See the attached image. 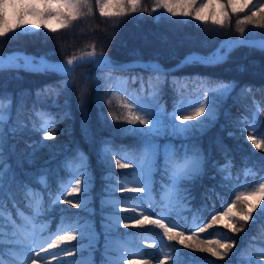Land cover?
<instances>
[{
	"label": "trees",
	"instance_id": "obj_1",
	"mask_svg": "<svg viewBox=\"0 0 264 264\" xmlns=\"http://www.w3.org/2000/svg\"><path fill=\"white\" fill-rule=\"evenodd\" d=\"M17 4L21 3L16 0ZM156 0H141V7L148 11L138 10L129 14L109 19L99 14L96 0H92L93 12L65 29L50 32L44 26L35 30L37 35H19L12 38V33L0 37V53L13 50L44 55L54 60L67 58L82 51L91 50L92 44L97 50L111 56L115 63L124 64L135 59H157L165 67H172L182 61L190 52L199 51L209 53L214 50L223 39L228 37H264V28L246 25L245 32L241 34L236 27V21L248 10L240 14H232L229 10L231 23L224 28L214 25L211 21L201 22L191 16H173L164 8L155 12L152 7ZM178 11H184L190 0H170ZM210 3L204 9V13L211 15L219 12L215 7L218 4H226L227 0H196V6ZM264 0H253V4H263ZM251 7V5H250ZM6 17L8 27L15 26L21 17L19 7H9ZM109 11H117L116 5ZM12 23V25H10ZM14 28V27H13ZM19 32L20 29L14 28ZM109 72L120 73L130 77L136 75L137 79L131 84L141 85V79L155 82L159 78L162 102L166 110L171 112L183 98L201 93L203 86L199 81H211L212 85L233 84L229 94L217 101L216 117L209 121L202 131L188 134L184 137L170 138L161 133L157 139L158 144L172 142L198 146L201 153L209 159L204 164L203 170L195 178L185 181L182 187L188 189L186 199L177 203L180 211L174 215L180 224L185 225L178 231L191 235L187 225L192 223L193 216L202 217L199 223L203 227V221L210 219L211 215L222 211L228 203L234 199V188L237 184L246 185L240 190L250 191L255 187L259 173L249 174L245 177L242 168L245 164L253 168L256 173L261 164H264V149H256L248 135H255L257 139L264 140V121H257L258 127H251L253 112L255 111L253 99L260 103V116L264 117V50L258 46L240 44L234 47L227 59L219 63H184L173 70L153 72L142 66H133L125 69H98L93 64H84L77 68L71 77H64L56 73H38L28 69H6L0 71V93L10 95L13 98V117L15 118L16 101L23 99L21 119L27 127L20 133H16L9 140L7 162L16 173L17 177L25 181L35 180L41 173H47L50 185L48 192L52 199L58 195L61 183L70 178L69 171L64 167L65 161L71 160L77 154H83L84 168L90 173V179L94 183L92 189L93 211L88 212L82 208L72 206L63 207L62 204L50 205L49 197L45 196V204L48 206L46 218L51 220V229H55L64 217L79 218L81 222L93 219L98 229V244L93 246L94 256L99 264H110L109 257L103 250L104 241L108 240L105 232V221L112 207L105 204V198L112 188V183L126 174H130L132 168L114 167L117 158L116 152H137L144 140V136L138 132L128 131L136 125L128 124L124 120H113L112 113L118 116L124 115L128 110L122 107V103H129L127 97L118 96L110 89H104L103 83ZM99 77V81H97ZM185 82L180 88L175 85V80ZM71 83L63 87L61 94L41 95L40 102L36 103L37 93L47 87L60 86L62 81ZM107 81V80H106ZM197 85V86H196ZM190 87V88H189ZM251 88V95H244L243 89ZM81 91L86 95L81 99ZM212 95L211 92L208 93ZM112 100L111 106L107 103ZM38 111L52 113L56 116L57 123L54 126L55 137L53 140L44 141L41 131L33 129V122L37 128L39 121L33 115V105ZM83 105V106H82ZM247 118L246 123H240L242 118ZM202 120L204 117H199ZM195 122V121H194ZM192 122V123H194ZM143 127V126H140ZM106 142L112 146L114 153L111 157L103 151ZM223 150H227L234 162L233 176L239 175V180L225 181L222 174L215 167L216 162L223 164ZM255 166V167H253ZM161 185H169V180L163 171L157 168L154 173V186L156 211L161 207V195L166 189ZM35 186V185H34ZM18 206L24 208V201L17 193ZM239 207V206H238ZM11 211L16 216V209L8 203L5 211ZM238 210V209H237ZM260 209L253 213L254 221L243 225V231L232 233L223 225L213 226L203 233L193 237L195 243L203 247L215 246L216 240H235V247L223 260L203 251H194L179 245L178 241H167L162 238V229L153 228L151 225L140 227H128L134 232H150L154 239L148 241L143 249L141 260L137 264H145L150 260L151 264H159V259L164 256H176V248L179 249V259L186 264H240V257L236 255L240 250L253 252L254 263L259 262L260 252L258 248H264V216L259 215ZM152 216V212H147ZM155 218H162L156 216ZM240 227L242 222H234ZM194 230V229H193ZM155 244V247L152 245ZM11 244L7 241L3 247V259L11 260L9 254ZM6 264V263H5ZM165 264H173L172 259Z\"/></svg>",
	"mask_w": 264,
	"mask_h": 264
},
{
	"label": "snow or ice",
	"instance_id": "obj_2",
	"mask_svg": "<svg viewBox=\"0 0 264 264\" xmlns=\"http://www.w3.org/2000/svg\"><path fill=\"white\" fill-rule=\"evenodd\" d=\"M251 5V7H250ZM96 6L99 9V14L102 17L109 19L123 17L129 12H136L138 10L148 11L147 8L141 7V0H117V11H109L112 7V0H96ZM210 3L201 4L196 6V0H190L184 11H178L170 0H156L152 7V11L155 12L159 8H164L168 13L173 16H191L193 19L201 22L211 21L212 24L218 25L220 28H224L231 23L229 10L232 14H240L245 12L236 21L237 30L243 34L245 32L246 25H253L254 27L264 28V4H253V0H227L226 4H218L215 7L220 9L219 12H213L211 15L204 13V9L209 7ZM9 7L21 9V22L16 24L14 28L20 29L19 32L15 31L13 27H8L6 24L7 10ZM25 14H31L38 18L40 22L24 20ZM93 3L92 0H22L17 4L16 0H0V37L12 33V38L19 35H37L35 29H39L42 25L50 32H57L58 29H65L70 27L74 21L86 16L93 15ZM55 18L60 21L57 27H53L49 20ZM31 25V27H28ZM237 42L225 41L221 49L217 50L211 57H198L195 54L186 57V63H219L227 59L233 46ZM243 43V40L240 41ZM259 47L264 50V41L259 44ZM91 50L82 51L77 54L69 56L66 60L59 63L51 62L46 56H31L21 52H15L7 56L0 55V71L6 69H18L25 68L33 72L38 73H56L64 77H71L77 68L82 67L84 64H93L98 69H112L119 67L125 69L127 66H117L110 57L106 56L102 51L98 52L96 45L90 46ZM146 70L153 72H163L157 64H147L142 66ZM99 81V77L96 78ZM141 79V92L145 87V82ZM106 80L115 81V87L120 91L128 92V81H122L112 76L111 72L108 73ZM69 80L62 81L60 86L55 88L47 87L41 92L37 93L36 103L40 102V96L61 94L62 88L70 85ZM203 87L201 94L197 99L189 102L180 100L178 105L174 106V110L169 117L166 109H164L159 101L161 96L160 81L156 78L154 83L151 79L147 82L150 89L147 95H138L136 93H129L132 98V103H122V107L128 111L118 116L112 113L113 120H124L128 124L136 125L133 129H127L128 131L138 132L144 136V140L140 149L137 152H123L121 159H116L114 167L117 168H133L136 173L133 179L128 183H138L141 187H125V182L120 181L116 187L121 192L131 193H143L144 196L136 197L141 201L131 209H120V211L130 213V216H116L109 218L107 225L109 233L111 234L113 228L120 227L121 219H132L134 224L129 225L125 223L124 228L128 227H140L143 228L146 225H151L153 228L162 229V238L166 237L167 241H178L179 245H183L186 248L193 249L194 251H203L210 253L211 256L220 260L229 257L232 249L235 247V240L224 239L216 240L215 246L203 247L201 244L192 242L193 237L198 236L199 233H203L206 229L212 228L216 225H223L224 228L229 229L232 233H239L243 231V225L249 221H254L253 213L260 208L259 215L264 216V208L260 207L262 201H264V164H261L256 173L253 172V168L247 164L242 168V173L245 177L249 174H260L259 179L261 182L257 186L252 187L250 191L240 190L246 185L237 184L234 188V199L231 203L227 204V207L223 211L216 212L211 215L210 219L203 221L204 226L200 227L199 223L203 220L202 217L193 216L192 223L187 225L191 235H185V232L178 231L179 228L185 227V225L177 223L173 216L168 212V209L172 207V201L180 203L186 199L188 189L182 187L183 182L191 180L198 176L204 164L209 159L205 157L198 146L185 144L183 142L158 144L156 141L160 138L161 133H164L170 138L184 137L190 133L202 131L209 121H213L216 117L217 101L223 98L226 94H229L233 89V84H217L212 85L211 81H199ZM111 86V85H110ZM212 95L209 96L208 93ZM253 89H243L244 95H251ZM81 99L84 98L86 93L81 91ZM109 106L112 104V100H108ZM255 111L253 112V122L250 125L255 128L258 127L257 121H264V117L260 116V103L253 99ZM199 105V106H197ZM23 99L16 101L15 104V118L13 117V98L10 95L0 93V264H5L3 259V247L7 241L8 244L13 245L9 249V254L17 262V264H26L27 259H31L32 264H36L38 258H45L46 264H51L50 260L45 257H41V252L48 254V249H52L54 246L60 245L64 241H72L77 239L76 231H70V229H76L79 231L81 241H88L85 247H80L78 251L83 254L87 249L92 248V236L91 228L87 222H81L79 218L64 217L61 219V223L57 228V233L63 231L64 235L55 234V239L51 238L52 234H49L45 239H34V235L37 231L34 221L37 219L46 218L48 215V206L45 204V196L49 197L50 205L68 204L75 208L83 207L86 209L87 200L80 198L79 202L74 203V194H78L81 191L88 194L89 177L86 175L84 169V157L83 154H77L71 160L65 161L64 167L69 171L72 179L67 182L61 183L59 187V195L52 199L49 195L48 189L50 187L48 183L47 173H41L33 181H25L17 177L12 166L7 162V153L9 149V140L16 134L24 130L27 125L24 124L21 119L23 109ZM83 106V105H82ZM191 108L192 111H188ZM33 115L39 121V127L37 128L36 122H33V129L42 132L43 140H53L55 137L54 126L58 122L56 116L52 113L38 111L33 105ZM186 113V114H181ZM204 117V119H197ZM189 121H195L194 123H188ZM247 118H242L239 122L246 123ZM143 126V127H140ZM247 140L251 141L256 149H264V140H259L255 135H248ZM106 155L111 157L114 153V149L110 144L106 142L103 149ZM224 163L221 165L216 162L215 167L218 173L222 174L225 181L231 182L233 179L239 180V175L233 176V169L235 168L234 162L229 156L227 150H223ZM122 159H131L132 164L123 163ZM255 167V166H253ZM161 169L165 176L169 180V185H161L162 189H166L170 192L168 201L165 202V198L161 195V204L163 205L159 212L156 211V204L148 203L147 207L144 206L145 202L152 199L153 192V169ZM76 176H83L85 183L82 186L81 180L76 179ZM74 181V183H73ZM35 185V186H34ZM70 188V191L68 189ZM145 189L148 191L145 192ZM115 189H113L114 191ZM17 193L20 194L24 201V208L28 209L26 214L24 209L18 206L16 200ZM66 193V195H65ZM73 197V198H70ZM11 203L12 208L16 209V216L13 218L11 211L9 210L5 214V209L8 203ZM123 201H109L113 207L119 209L120 203ZM239 206V207H238ZM238 209V210H237ZM139 212V215L137 213ZM145 212H152L153 215H146ZM161 216L162 218H155ZM17 220L21 221V224L17 223ZM168 221L165 223V221ZM236 222H242L240 227H237ZM171 225V226H170ZM194 229V230H193ZM47 230V224H41L39 232L43 233ZM47 243V248L43 245ZM147 243V241H144ZM155 247V244L152 245ZM35 247L40 248V252L35 251ZM64 255L72 256L73 251L68 250V246L62 249ZM176 256H164L163 259H159V264H165V261L172 259L173 264H186L179 259V249H175ZM256 251L264 254V248H258ZM122 252V250H121ZM236 255L240 257V264H253V252L251 250H240ZM55 259L56 256L53 255ZM194 264V258H192ZM57 264H65L63 259H59ZM67 264H89L87 260H79L77 262H67ZM110 264H123V254L120 260L110 261ZM145 264H151L148 260ZM258 264V262H256Z\"/></svg>",
	"mask_w": 264,
	"mask_h": 264
},
{
	"label": "rangeland",
	"instance_id": "obj_3",
	"mask_svg": "<svg viewBox=\"0 0 264 264\" xmlns=\"http://www.w3.org/2000/svg\"><path fill=\"white\" fill-rule=\"evenodd\" d=\"M20 2H22V0H20ZM116 3H117V0H112V6L116 5ZM8 14H9V10H7V16H8ZM23 19L24 20H28V21H33V22H36V23L40 22L38 20V18L32 16L31 14H25L23 16ZM20 22H21V17H20L18 23H20ZM49 23H51L53 27H57L59 25L60 21L55 19V18H51L49 20ZM10 25H12V23H10ZM12 27H14V26H12ZM28 27H31V25H28ZM35 30H37V29H35ZM227 40L228 39L222 40L221 46H223L225 41H227ZM111 74H112L113 77L118 78V79H120L122 81H128V84H127L128 92L120 91L117 87H115V81H108V80L107 81L105 80L104 83H103L104 89L105 88L106 89H110L118 96L127 97L128 101L130 103L133 102V98H132V96L129 93H136L138 95H147L149 93V91H150V89H149V87L147 85V82H145V87H144L143 92H141V85L139 86L138 84H131V81L134 82L137 79L136 75L130 77L128 75H124V74H120V73H112L111 72ZM174 80L176 82L175 85L177 87H179V88L182 85L185 84V82L182 81V80H177V79H174ZM200 86H202V85L200 84ZM200 94L201 93H197L195 95H191L189 97L183 98L182 100H184L185 102L193 101V100L197 99V97ZM159 103L164 109H166V106L162 102L161 98H160ZM197 106H199V105H197ZM188 111H192V109L189 108ZM172 112L173 111H171V112L167 111V113L169 114V117L171 116ZM181 114H186V113H181ZM192 122H194V121H189L188 123H192ZM167 143H172V142H167ZM123 152L132 153L131 151H123ZM123 152H116L117 153L116 156H117L118 159L122 158L121 155H118V154L123 153ZM122 162L123 163H127V164H132L133 163V161L131 159H122ZM156 170L157 169H153L152 170L153 171V177H152L153 181H154V173L156 172ZM202 170H203V168H202ZM82 171H85L86 175L90 179L91 173L86 168L82 169ZM135 174L136 173L134 172V169L132 168L131 171H130V174H126L125 176L120 177L117 182H113L112 183V188L110 189L109 194L105 198V204H107L108 206L112 207L111 212H109L107 214V218L108 219L105 221V229H104L105 232H106V236L108 237V240L104 241V244H103V250L106 253V255L109 257V261L120 260L121 259V255L123 254V264H137L141 260V256L143 254V249L147 245L148 241H151V240L154 239L153 235L150 232H147V231H145V232H143V231L134 232L133 230H130L128 228H124L123 227V225L125 223H127L129 225L134 224V220H132V219H127V220L121 219L120 220V227H118V228L114 227L111 234L109 233V230H108V227H107V225L109 223V218H114L116 216H121V217L130 216V213L120 211V209H131V208L135 207L137 204L141 203V201L139 199H136V197L144 196L143 193L121 192L116 187V185L120 181H124L125 182V187H129V188L141 187L142 185L138 184V183H128V181L133 179V176ZM75 178L76 179H80L82 186L84 185L85 180H84L83 176H76ZM70 179H72L71 176H70V178L68 180H70ZM259 182H261V181L258 178V181H257L255 186H257ZM73 183H74V181H73ZM93 186H94V183L90 179V182L88 183V194L87 195H85V193L83 191H81L78 194H74V203L75 202H79L80 198H83V199L87 200V202H88L87 208L85 209L83 207V205L81 206V208L83 210H85V211H88V212H92L93 211V196L91 194ZM153 186H154V183H153ZM113 189H115V190L113 191ZM68 191H70V188L68 189ZM147 191L148 190L145 189V192H147ZM59 194L60 193L58 192V195ZM65 195H66V193H65ZM151 195H152V199L145 202V204H144L145 207H147L148 203H154L155 202V193H154V191L152 192ZM162 195L165 198V202H167L168 198L170 196V192L168 190H165L164 192H162ZM70 198H73V197H70ZM109 201H113V202H115V201H123V202L120 203L119 209H117V208L113 207L111 204H109L108 203ZM172 205L173 206L168 209V212L174 218V215H176L180 211L181 208H180V206L177 205V203L175 201H172ZM62 206L66 207V206H70V205L62 203ZM225 207H227V206H225ZM260 207L264 208V201L261 202ZM20 208L23 209L22 207H20ZM223 209H222V211H223ZM258 209H260V208H258ZM24 211H25L26 214L28 213V210L24 209ZM7 213H8V210L5 211V214H7ZM145 214L148 215L147 212H145ZM137 215H139V212L137 213ZM13 218H15V217L13 216ZM175 220H176L177 223H180L177 219H175ZM83 222H87V224L91 228V233L90 234L92 236V240H91L92 248L90 250L86 249L83 252V254H81V252L78 251V249L80 247H85L88 244V241H83L82 242L81 239H80L79 231H77L76 229H70V231H76V235H77V239L76 240L64 241L60 245L54 246L52 249H48V254H45V253L41 252V257H45L46 256V259L50 260L51 264H57V261L59 259H63L65 264H67V262H69V261L77 262L79 260H87L89 262V264H99V262H97V260L95 259L94 251H93V246L98 244V238H97L98 229H97L96 223L94 222L93 219H86ZM167 222L168 221L166 220L165 223H167ZM233 222H235V221H233ZM17 223L21 224L22 222L17 220ZM60 223H58L56 228L52 230L50 228L51 227V220L50 219H45V220L37 219V220H35L34 224H35V228L37 229V231H36V233L34 235V239H37V240L38 239H45L46 237L49 236V234H52L51 235L52 239H55V234L64 235L63 231L57 233V228L60 225ZM41 224H47V230L45 232H43V233H40L38 231ZM216 226H218V225H216ZM144 241H147V243H144ZM66 246H68V250L69 251H73L74 252V255H72V256L64 255L63 251H61V250L64 249ZM12 247H13V245H11V248ZM43 247L47 248V243H45L43 245ZM121 250H122V252H121ZM35 251L36 252H40V248L39 247H35ZM53 255L56 256L55 259L53 258ZM259 260H260L259 262L264 263V254L260 255ZM4 261H5L6 264H17V262L14 259H11L10 261L5 259ZM253 263H254V260H253ZM26 264H32L31 259H27L26 260ZM36 264H46L45 258H38L36 260Z\"/></svg>",
	"mask_w": 264,
	"mask_h": 264
},
{
	"label": "water",
	"instance_id": "obj_4",
	"mask_svg": "<svg viewBox=\"0 0 264 264\" xmlns=\"http://www.w3.org/2000/svg\"><path fill=\"white\" fill-rule=\"evenodd\" d=\"M231 40L237 42L236 44H240V41L243 40V43H248V44H250L252 46H258L259 47V44L256 43L253 38L234 37ZM194 53L195 54H199V55H203V56L211 55V54H203V53H198V52H194ZM104 54L111 58L110 55H108L106 53H104ZM33 56H35V55H33ZM36 57H38V56H36ZM49 60L51 62H56L55 60H52V59H49ZM145 62H147V61H145V60H139V61H137L136 65H144ZM155 62L159 63L161 65V68L164 69L163 65L158 60H155ZM116 65L119 66L120 64H116ZM133 65H135V64H133ZM125 66H130V64H127ZM116 68H119V67H116ZM171 69H173V68H168V70H171Z\"/></svg>",
	"mask_w": 264,
	"mask_h": 264
},
{
	"label": "bare ground",
	"instance_id": "obj_5",
	"mask_svg": "<svg viewBox=\"0 0 264 264\" xmlns=\"http://www.w3.org/2000/svg\"><path fill=\"white\" fill-rule=\"evenodd\" d=\"M227 41H232L231 39H229L228 38V40ZM254 41L256 42V43H258V44H260L262 41H264V38L263 37H259V38H254ZM220 48H217L215 51H213L212 53H211V55H208V56H203V55H199V54H195L196 56H198V57H211V56H213V54H215L216 52H217V50H219ZM15 52H21V51H14V52H11V53H7V54H1V55H5V56H7V55H9V54H12V53H15ZM21 53H24V54H26V52H21ZM26 55H28V54H26ZM79 55V54H78ZM193 54H190L189 56H192ZM32 56V55H31ZM107 56V55H106ZM188 56V57H189ZM64 60H66V59H64ZM60 61H63V60H58V61H56V62H54V63H59ZM146 61H148V60H146ZM147 64H157L158 65V63H156L155 61H148V62H145L144 63V65H147Z\"/></svg>",
	"mask_w": 264,
	"mask_h": 264
}]
</instances>
